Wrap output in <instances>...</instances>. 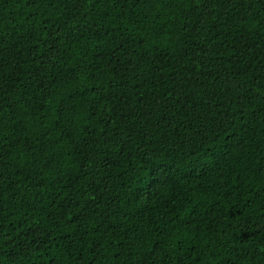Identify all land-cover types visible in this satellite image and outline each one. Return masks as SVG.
<instances>
[{"label":"trees","instance_id":"trees-1","mask_svg":"<svg viewBox=\"0 0 264 264\" xmlns=\"http://www.w3.org/2000/svg\"><path fill=\"white\" fill-rule=\"evenodd\" d=\"M0 264H264V0H0Z\"/></svg>","mask_w":264,"mask_h":264}]
</instances>
